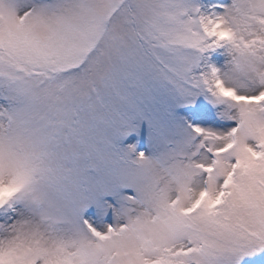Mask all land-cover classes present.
Listing matches in <instances>:
<instances>
[{"label": "snow or ice", "instance_id": "6c2138e0", "mask_svg": "<svg viewBox=\"0 0 264 264\" xmlns=\"http://www.w3.org/2000/svg\"><path fill=\"white\" fill-rule=\"evenodd\" d=\"M0 264H264V0H0Z\"/></svg>", "mask_w": 264, "mask_h": 264}]
</instances>
